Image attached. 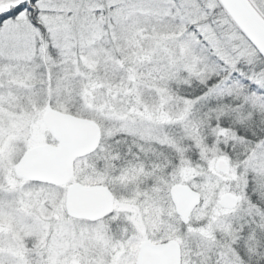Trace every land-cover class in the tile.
<instances>
[{
    "label": "snow or ice",
    "instance_id": "6c2138e0",
    "mask_svg": "<svg viewBox=\"0 0 264 264\" xmlns=\"http://www.w3.org/2000/svg\"><path fill=\"white\" fill-rule=\"evenodd\" d=\"M0 264H264V0H0Z\"/></svg>",
    "mask_w": 264,
    "mask_h": 264
}]
</instances>
